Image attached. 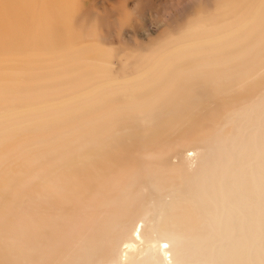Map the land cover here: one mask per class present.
Here are the masks:
<instances>
[{"label": "rangeland", "instance_id": "374dc122", "mask_svg": "<svg viewBox=\"0 0 264 264\" xmlns=\"http://www.w3.org/2000/svg\"><path fill=\"white\" fill-rule=\"evenodd\" d=\"M16 1L21 23L0 27V264H88L89 237L95 239L90 264H143L148 245L157 250L158 264L160 240L149 202L135 190L124 204L128 215H111L105 200L113 180L95 183L67 148H94L106 156L111 151L114 175L122 171L129 185L132 169L143 160L140 139L127 129L114 141L101 135L157 109L191 110L203 102L193 94L204 89L217 107L220 89L239 87L216 72L218 60L229 59L233 67L243 63L232 52L242 48L223 28L253 33L245 15L264 0H231L228 12L220 7L223 0ZM216 21V35L199 37ZM188 75L201 76L207 87L196 88L200 82L190 84ZM195 119L200 123L201 115ZM165 185L171 186V174ZM22 198L29 202L25 207L18 204ZM257 204L263 206L264 194ZM18 221L25 223L26 247L18 243L20 233L11 232ZM138 222L149 233L143 239L134 233ZM254 232L249 226L241 230ZM227 245L240 256L235 244ZM258 259H264V247H258Z\"/></svg>", "mask_w": 264, "mask_h": 264}, {"label": "bare ground", "instance_id": "6f19581e", "mask_svg": "<svg viewBox=\"0 0 264 264\" xmlns=\"http://www.w3.org/2000/svg\"><path fill=\"white\" fill-rule=\"evenodd\" d=\"M201 2L198 0L194 5ZM230 2L223 0L220 6L223 11H229L226 4ZM20 10L16 0H0V27L12 29L19 25L21 21L16 15ZM263 16L264 2L257 3L245 15L253 33L244 29L236 35L232 29L223 28L242 48L241 52L236 49L232 52L242 58L243 63L233 67L229 59L218 60L220 67L216 72L226 75V83L239 87L235 91L220 89L217 107L211 105V93L204 89L202 95L201 92L199 96L193 94L194 100L203 102L192 104L191 110L180 107L171 111L169 107L163 113L157 109L111 135H101L114 141L120 131L122 134L123 129H127L140 139L137 154L141 153L143 160H138L132 169L130 186L122 171L114 175L109 162L113 157L111 151H107L106 156L94 148L84 153L76 151V145L67 148L76 154L75 160L81 161V169H88L95 183H102L104 178L113 180L107 187L105 200L111 215H128L124 204L135 190L149 202L154 230L160 240L158 264H264V259L260 262L258 259V247H264V204H257L258 196L264 194ZM218 25L216 21L199 37L216 35ZM29 36V31L22 33L25 40ZM200 80L199 75L186 78L195 86ZM245 82L250 83L243 84ZM200 87L206 88L207 84L200 82L196 88ZM236 113L239 116L235 117ZM197 114L201 115L200 123L195 119ZM167 119H170L167 124L160 122ZM145 158H155L156 162L152 165ZM71 163L72 159L67 158L66 165ZM120 163L123 167V152H120ZM167 174H171V186L165 185ZM45 191L50 192V186H45ZM119 195L120 203L116 205ZM28 203L26 198L18 202L22 207ZM158 218L170 225L171 230L159 223ZM6 222L11 224L12 221ZM136 224L134 233L145 238L149 233L144 224ZM247 226L255 232L241 234L242 228ZM163 231L167 232L163 234ZM11 232H19L18 243L26 247L25 223L18 221L17 228ZM228 241L236 245L240 256L230 250ZM94 245L95 239L89 237L86 241L88 264ZM145 251L143 264H157L155 247L148 245Z\"/></svg>", "mask_w": 264, "mask_h": 264}]
</instances>
